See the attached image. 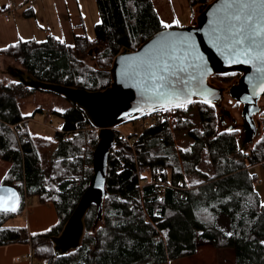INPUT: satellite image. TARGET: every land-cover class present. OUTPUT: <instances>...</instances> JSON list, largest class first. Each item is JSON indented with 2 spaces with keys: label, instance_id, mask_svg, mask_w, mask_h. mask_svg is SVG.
Instances as JSON below:
<instances>
[{
  "label": "trees",
  "instance_id": "1",
  "mask_svg": "<svg viewBox=\"0 0 264 264\" xmlns=\"http://www.w3.org/2000/svg\"><path fill=\"white\" fill-rule=\"evenodd\" d=\"M187 1L196 13L212 0ZM96 6L100 20L93 41L78 36L65 44L48 36L42 42L18 41L0 48V57L19 65L7 68L13 82L0 79V159L9 163L2 184L19 193L17 209L0 212V246L28 244L41 264H166L209 245L233 249L234 264H264V204L255 189L258 177L249 171L256 165L264 171V111L257 140L245 153L238 130L220 128L214 111L206 107L211 103L203 101L200 130L187 127L192 143L186 150L175 149L167 121L128 138L115 129L101 218L96 220L91 205L82 217L79 245L66 252L54 248L52 238L61 233L89 184L98 130L70 102L60 114L52 162L43 166L23 128L26 117L19 111L18 96L37 90L29 86L31 81L104 90L117 55L169 28L152 0H96ZM11 125L19 127V136ZM186 177L193 178L189 184ZM35 195L54 206L57 223L37 233L25 225H8L22 211L24 197Z\"/></svg>",
  "mask_w": 264,
  "mask_h": 264
},
{
  "label": "water",
  "instance_id": "2",
  "mask_svg": "<svg viewBox=\"0 0 264 264\" xmlns=\"http://www.w3.org/2000/svg\"><path fill=\"white\" fill-rule=\"evenodd\" d=\"M253 9H242L236 0H212L198 10L192 25L169 27L146 39L134 51L117 55L110 68V85L101 91H87L60 84L31 81L29 86L37 90L51 91L63 96L83 110L90 124L98 130L97 144L92 152V175L75 209L61 233L52 238L54 248L62 252L76 248L83 231L82 217L94 205L96 220L101 218L103 198L106 195L107 162L114 144V130L123 123L143 118L145 115L177 108L159 95L157 85L160 76L177 85L168 91H181L191 101L208 100L218 103L224 89L208 82L213 75L237 73L228 93L241 104L242 128L245 140L250 142L259 134V100L264 97V59H247L236 56V49L229 50L230 31L245 25V17ZM255 19L261 22L264 6L254 8ZM239 15L240 19L232 17ZM251 23V22H249ZM240 46H236L239 48ZM246 61V62H245ZM183 69V71H181ZM186 105V104H185ZM184 105V106H185ZM182 107V106H181ZM227 113V112H226ZM228 114V113H227ZM19 204L17 189L0 184V205ZM12 212V211H0Z\"/></svg>",
  "mask_w": 264,
  "mask_h": 264
},
{
  "label": "rangeland",
  "instance_id": "3",
  "mask_svg": "<svg viewBox=\"0 0 264 264\" xmlns=\"http://www.w3.org/2000/svg\"><path fill=\"white\" fill-rule=\"evenodd\" d=\"M85 1L87 2V0ZM89 4V7H87L89 8L88 13H84L86 21L88 22V36H85L89 40L93 41L94 27L99 22L100 18L96 6V0H89ZM90 8L91 13L89 15ZM193 11L194 10H192L188 5L186 12L181 18H178L175 23H177L178 25L185 24L186 22H188L190 16H194ZM8 67L18 68L19 65L17 62H14L10 58L2 57L0 60V79L5 83L14 81L13 78L9 74H7ZM233 74L236 76H234L231 82L224 81V79L232 76ZM238 76L239 75L237 73H227L209 77L208 82L212 84L215 83L218 87H222L224 89V93L222 99L218 103H211L206 107H210L212 111H214L217 116L220 128H234L238 130L239 145L242 152L247 153L254 146L258 134L255 135L250 142H247L245 140V134L242 128V105L231 98L228 93L229 87L231 86L233 81H237ZM17 102L20 113L24 117H26L23 128L25 125V131L30 137H32L34 145L39 153L41 164L43 166L50 165L53 159L52 157L54 156L55 150L57 149L58 145L56 131H58L62 124V118L60 114L67 110L71 106V103L63 96L45 90H34L27 92L23 95L18 96ZM202 106H205L203 102L197 99H193L191 103H188L185 106L178 107L176 109L173 108L166 112L167 114L173 116V120L168 124L171 129V136L176 150H186L191 145L192 141L187 137V131L189 127L190 129L194 128L200 130L198 109L202 108ZM259 106L260 110L254 115V119L256 121L258 120L260 123L261 114L264 111V97L260 99ZM226 112L228 113V115H225ZM142 123V118H138L133 121L123 123L116 129L119 131L120 135L123 136V138H128L130 135L132 136L134 134H138L142 130ZM17 135L19 136V134ZM85 147L86 146H84V148ZM8 168L9 165H3L2 162H0V184H2ZM202 169L205 170V166H203ZM255 170H257V172L260 171L259 167L257 166L255 167ZM141 177H146L147 179H149L148 173L141 174ZM192 179L193 178L189 179L188 177H186V183L189 184L190 180L192 181ZM259 184L261 185L260 188L264 186V181L261 177L259 180ZM29 201L30 207L35 205V198H31ZM19 212L20 214L18 217H20V219L16 217L10 220L8 222V225H24L25 219H23V217L26 212L24 211V209H22V211L19 210ZM211 249L213 248L204 247L198 253L179 259L171 264H210V262L214 264H232V260H234L233 249H214L215 252H213V254L211 252ZM34 263L37 264V261L35 259Z\"/></svg>",
  "mask_w": 264,
  "mask_h": 264
},
{
  "label": "crops",
  "instance_id": "4",
  "mask_svg": "<svg viewBox=\"0 0 264 264\" xmlns=\"http://www.w3.org/2000/svg\"><path fill=\"white\" fill-rule=\"evenodd\" d=\"M152 1L162 23L169 25L168 27L192 25L196 20L195 17L198 16V9L196 13L194 10V17L190 16L188 22L178 25L175 22L186 12L188 8L187 0ZM89 5V0L87 2L85 0H0V48L18 41L34 40L42 42L48 36L60 39L65 44H71L75 37L88 36V22L84 13H88L89 8L87 7ZM5 13L8 14V21L4 18ZM90 13L91 8L89 15ZM0 162L3 165H9L8 162L2 159H0ZM256 166L259 167V172L255 170ZM256 166L251 167L249 171L258 177L255 189L261 204H264V186L260 188L261 185L259 184L260 177L264 181V171L260 165ZM26 197L28 202L31 198L36 200L35 205L29 206L28 212L23 217L25 219L24 225L30 233L45 231L57 223V214L51 203H41L36 195L30 196V198ZM18 218L20 219V217ZM204 247L213 248L211 249L212 254L215 252L214 249H217L212 246ZM30 251L31 248L28 244L0 246V264H28L27 259ZM210 264L214 263L210 262ZM232 264H234V260H232Z\"/></svg>",
  "mask_w": 264,
  "mask_h": 264
},
{
  "label": "snow or ice",
  "instance_id": "5",
  "mask_svg": "<svg viewBox=\"0 0 264 264\" xmlns=\"http://www.w3.org/2000/svg\"><path fill=\"white\" fill-rule=\"evenodd\" d=\"M237 3L241 4L242 9L252 8V14H248L245 17V25L241 28H235L234 31H230L231 44L226 45L231 51L236 49V56H244L247 59H264V22L255 19L254 8L257 4V0H236ZM259 4L264 6V0H259ZM232 19L239 20L240 16L236 15ZM264 20V17L261 18ZM251 22V23H249ZM169 25H165L168 27ZM236 46H240L236 48ZM246 62V61H245ZM183 71V69H181ZM159 80L162 82L157 85V88L161 91L159 95L167 97V102L173 104L176 107L184 106L185 104L191 103L192 101L187 97H184L181 91H168L170 87L175 89L178 84L184 83L183 81H177V85H172L171 81L166 80L164 76H160ZM264 91V88L261 89ZM209 103L208 100L204 101ZM0 211H15V206L3 207L0 205ZM35 235V234H34ZM231 235V233H228Z\"/></svg>",
  "mask_w": 264,
  "mask_h": 264
},
{
  "label": "built area",
  "instance_id": "6",
  "mask_svg": "<svg viewBox=\"0 0 264 264\" xmlns=\"http://www.w3.org/2000/svg\"><path fill=\"white\" fill-rule=\"evenodd\" d=\"M4 18L6 21H8L9 20L8 14L5 13ZM166 112H167V110H164V111L154 112V113L145 115L142 118V121H143L142 128L152 126L153 124H155L157 122L167 121L168 123H170L173 120V116L170 114H167ZM10 128L13 130L15 135H17L19 133V127L17 125H11ZM23 209L26 213L28 212V209H29V202H28V199L26 196L24 197ZM28 264H35L31 251H30L29 257H28ZM37 264H41V263L37 262Z\"/></svg>",
  "mask_w": 264,
  "mask_h": 264
},
{
  "label": "flooded vegetation",
  "instance_id": "7",
  "mask_svg": "<svg viewBox=\"0 0 264 264\" xmlns=\"http://www.w3.org/2000/svg\"><path fill=\"white\" fill-rule=\"evenodd\" d=\"M225 115H228L227 113H225Z\"/></svg>",
  "mask_w": 264,
  "mask_h": 264
}]
</instances>
